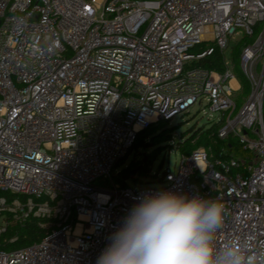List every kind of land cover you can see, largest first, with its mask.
Segmentation results:
<instances>
[{"label": "built area", "instance_id": "2783aa9c", "mask_svg": "<svg viewBox=\"0 0 264 264\" xmlns=\"http://www.w3.org/2000/svg\"><path fill=\"white\" fill-rule=\"evenodd\" d=\"M245 37L238 107L226 51ZM216 50L222 72L200 64ZM196 105L221 114L218 137L243 155L199 147L158 186L97 184L142 130ZM163 191L223 203L216 246L264 257V0H0V246L32 218L45 230L0 264H96L132 207Z\"/></svg>", "mask_w": 264, "mask_h": 264}, {"label": "clouds", "instance_id": "9594fccd", "mask_svg": "<svg viewBox=\"0 0 264 264\" xmlns=\"http://www.w3.org/2000/svg\"><path fill=\"white\" fill-rule=\"evenodd\" d=\"M223 203L172 191L134 205L96 264H264V257L231 242L215 243Z\"/></svg>", "mask_w": 264, "mask_h": 264}, {"label": "trees", "instance_id": "16d2710c", "mask_svg": "<svg viewBox=\"0 0 264 264\" xmlns=\"http://www.w3.org/2000/svg\"><path fill=\"white\" fill-rule=\"evenodd\" d=\"M250 41L251 39L245 40L243 43H239L234 47L233 54L235 57L238 56V52L242 44L245 45ZM200 64L208 69L217 70L219 72L224 70L223 56L219 50H216L212 55L202 59ZM234 69L236 73H238V77L243 86V91L248 93L250 87L247 79L245 78L244 74L241 73L236 64ZM170 122V120L161 119L155 123H152L147 129L142 130L138 134L135 144L123 160H125L134 150L138 149L139 147H148L152 150L150 153H148L146 157L147 159L144 160L143 163L142 161H134L129 164L128 167L122 171L124 176H129L131 171L139 166H141L140 170L138 171L139 173L150 174V167L157 156L163 151L167 152L174 146L172 144L173 127L170 126ZM220 126L221 125H214L210 129L206 130L204 128L190 130V135L178 142L177 151H179L181 154H190L199 147H205L210 152H213L215 155L219 156L222 148H226L228 153L232 152L235 147L237 149H241L236 138L230 136L228 138L221 139L218 137ZM40 221L42 220L39 218H32L25 224H18L10 227L7 232L3 234L2 242L4 239L9 240L15 236L17 239L14 242H6L0 246V249L11 250L22 248L41 240L45 230L39 226Z\"/></svg>", "mask_w": 264, "mask_h": 264}, {"label": "rangeland", "instance_id": "374dc122", "mask_svg": "<svg viewBox=\"0 0 264 264\" xmlns=\"http://www.w3.org/2000/svg\"><path fill=\"white\" fill-rule=\"evenodd\" d=\"M250 38H237L238 41L232 42L230 49L226 51V58L230 60L234 66L235 64L240 69L241 73L243 74L241 67H240V52L244 46L242 44L238 56L235 57L233 54L234 47L238 45L239 43H243L245 40H249ZM207 44L201 45L200 47H207ZM199 47L195 49V51H198ZM236 77L240 81L238 77V73H236ZM250 91V89H249ZM248 93H245L243 90L239 93L240 99L238 100V107L242 105L244 102V97H246ZM221 117L220 113L213 114L212 117L209 116L208 107L206 106H193L190 108L189 113L183 114L182 116H176L171 120L170 126L173 127V134H172V144L174 145L172 148H170L167 152L163 151L161 154L157 156L155 161L150 167V174H143V173H137L136 177L129 174L127 179H124V175H119V171H123L125 169L126 165L131 164L134 161H143L146 160L148 153L151 152V148L148 147H139L138 149L134 150L125 160L118 163L112 170V181L111 180H100L97 182L98 185L104 186L107 188L113 187V182L116 184H120L122 187H132L135 188L137 186H144L147 184H152L158 186L160 183L156 181L157 176L156 174L162 173L167 168L172 169L173 171L176 170L181 162V153L177 151V144L181 140L185 139L190 135V130L197 129V128H204L210 129L217 123L218 118ZM185 135V136H183ZM244 152L241 149H237L236 147L232 150V154L235 156H241ZM127 176V175H126ZM12 219H9V216L6 214L3 221L5 224L9 222L8 226L14 225V221L11 222Z\"/></svg>", "mask_w": 264, "mask_h": 264}, {"label": "water", "instance_id": "95a60500", "mask_svg": "<svg viewBox=\"0 0 264 264\" xmlns=\"http://www.w3.org/2000/svg\"><path fill=\"white\" fill-rule=\"evenodd\" d=\"M140 167H141V166H139V167L133 169V170L131 171V174H132V175H136V174L138 173V171L140 170ZM127 178H128V176H124V179H127Z\"/></svg>", "mask_w": 264, "mask_h": 264}, {"label": "bare ground", "instance_id": "6f19581e", "mask_svg": "<svg viewBox=\"0 0 264 264\" xmlns=\"http://www.w3.org/2000/svg\"><path fill=\"white\" fill-rule=\"evenodd\" d=\"M232 85L235 86V87H237L236 80H233V81H232ZM79 231H80V230H78L77 232H79Z\"/></svg>", "mask_w": 264, "mask_h": 264}]
</instances>
